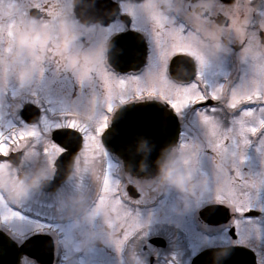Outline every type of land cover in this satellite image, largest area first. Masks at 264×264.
Wrapping results in <instances>:
<instances>
[{"label": "flooded vegetation", "instance_id": "1", "mask_svg": "<svg viewBox=\"0 0 264 264\" xmlns=\"http://www.w3.org/2000/svg\"><path fill=\"white\" fill-rule=\"evenodd\" d=\"M35 2L0 0V34L7 36L9 28L18 25L14 38L0 50V128L6 135L20 127L37 134L13 146L0 176V216L12 206L25 217L0 220V230L18 243L42 235L35 250L49 253L52 248L54 264L59 262L56 253H93L92 264L100 260L104 264H191L198 253L228 247H243L253 253L255 264H264V211L260 210L264 202L260 207L252 202L255 214L235 210L249 183L263 194L264 131L250 133L252 143L234 146L231 156L229 149L215 154L207 147L209 130L196 112L216 106L217 118L231 127L242 108L260 106L233 109L228 101L242 80L239 95L264 89V0H226L232 3L223 7L219 0H48L54 11L47 15L30 12ZM157 17L165 20L164 29L158 28ZM182 21L191 29L193 48L187 56L165 63L161 48L172 49V33ZM158 30L161 45L155 35ZM197 72L202 75L197 77ZM161 76H166V95L194 80L206 92L222 87V94L218 101L190 106L179 115L159 96L147 94L142 100L117 99L113 110L106 111L108 78L140 77L151 84ZM110 91L113 96L120 94L118 87ZM129 106L141 116L124 117L141 119L145 130L131 138L129 130L117 129L106 143L115 157L109 177V156L94 151L91 141L82 140L76 131L84 125L94 130L106 114L111 126ZM159 107L171 113L167 135L149 123ZM73 120L76 126L64 129ZM248 123H256V118ZM119 126L130 125L127 121ZM57 128L71 133L70 141H63L70 142L71 148L53 163L43 148ZM148 135L165 140L154 158L156 144ZM181 140L190 147L183 148ZM128 141L134 159L119 155ZM227 143L233 147L231 139ZM17 147L24 149L23 155ZM173 169L187 176L183 187L167 178ZM235 169L242 177H236ZM114 180L120 181L121 190L131 184L141 193L130 189L140 196L139 203L125 197V204L150 221L122 249L116 247L123 231L112 222L116 215L112 205L97 211L105 183L112 187ZM249 216L251 222L244 219ZM45 219L58 224L59 230L41 231L33 223ZM236 219L242 222L239 236Z\"/></svg>", "mask_w": 264, "mask_h": 264}, {"label": "snow or ice", "instance_id": "2", "mask_svg": "<svg viewBox=\"0 0 264 264\" xmlns=\"http://www.w3.org/2000/svg\"><path fill=\"white\" fill-rule=\"evenodd\" d=\"M233 2V0H232ZM231 2V3H232ZM220 5L226 6L231 3H227L226 0H219ZM191 7V5H189ZM52 8L48 0H36V2L30 8V12L47 15L53 13ZM221 15L223 13L221 12ZM156 24L159 29L165 28V20L163 18H156ZM18 25H13L9 28L7 36L0 34V50H4L5 45L10 43L14 38V33L17 30ZM157 44L161 45L163 43L161 39V32L158 30L155 33ZM174 44L171 50H165L161 48L160 56L167 62V60L179 56H187L188 52L193 48L191 41V29L182 21L179 27L172 33ZM48 51H52L55 54V50L51 48H46ZM199 57V53H197ZM202 59V57H199ZM41 73L44 69L41 68ZM202 75L201 72H197V77ZM118 87L120 94L113 96L111 94V89ZM167 87L166 76H161L154 80L151 84L142 81L140 77L131 78H108L107 88L109 91V96L106 102V111L111 112L113 110L114 102L117 99L127 100L130 98L143 99L144 95L148 96H159L163 99L167 105L175 111L176 114H181L185 109L193 105H203L209 100L218 101L222 94V87L218 90L204 91L201 89L197 80L192 81L189 84L184 85L182 88L177 89L174 93L165 94V89ZM125 89H128L125 94ZM258 103L260 106L256 107H244L242 108L241 114L238 119L232 120L231 127H225L220 120L217 118L216 113L218 111L216 106L209 105L203 108H197L196 112L199 115L202 123L209 130V140L207 147L210 151L215 154H225L228 151L229 145L227 141L231 139L233 141V146H239L240 143L243 145H250L252 141L249 139V134H258L264 131V89L257 87L254 91L249 92L244 95L233 94V97L228 101V107L233 109L241 108L245 104ZM126 109L121 110V116ZM44 110L42 109V112ZM257 112L260 113L257 116ZM255 117L256 123L249 124V118ZM22 124L26 122L21 121ZM76 121H69V128L72 129L76 126ZM149 123L152 127L158 128L163 135H167L171 125V113H169L163 107H159L158 113L149 117ZM64 129L57 128L52 132V140L43 148V152L46 156L50 158L53 163L71 148V143H64V140L70 141L71 133L64 131ZM82 136V140L91 141V145L94 151H100L105 155L109 156L108 165V175L111 177V160L115 157L110 155L108 148L105 147L106 143L109 144L111 137L117 134V128L115 122L109 125L108 115H104L97 123L94 130L89 131L88 126L84 125L80 128V131H76ZM83 133V135H82ZM37 134L34 131H27L23 127H20L18 131H10L9 134H5L4 130L0 128V176L5 174L4 170L8 163V158L13 152L14 145H20L22 142L26 141L30 137H34ZM183 135V134H182ZM155 141L156 148L152 153L154 158L159 147L165 142L164 139L158 138L156 136L148 135ZM237 136H239L240 141H237ZM60 140L61 142H57ZM132 141L125 142L119 152V155L126 159H134V155L129 151V145ZM181 146L183 148L190 147L186 140H181ZM81 148V146H80ZM16 151L20 152L21 155L24 154V149L22 147H17ZM241 159H246V157H241ZM235 174L237 178L242 177V173L239 169H235ZM130 189H135L139 192L133 185L128 184L123 190L120 188V181H112V187H108L105 183V187L102 189V194L99 197V204L97 206V211L99 212L102 208L107 207L109 204L112 205L115 211V219L112 220L113 223L118 224V226L123 231V237L121 240L116 242L117 249H122L125 243L138 229H143L146 223L150 224V221H145L142 214L138 210H130L126 207L125 197L128 199H134L136 203H139L141 196H134ZM254 205L248 204L243 206L241 203H236V212L243 215L246 212L253 210ZM264 211V206L260 208ZM14 218L24 219L23 214L15 210L12 206H7V214L0 216V220L8 221ZM246 221L251 222L253 217H245ZM33 223L41 231L57 229L59 230V225L50 220H35ZM241 219H236L234 225L237 229V235L239 236L241 230ZM9 245V246H6ZM10 245H15L16 248H22L17 241L11 240L10 238L0 234V264H20L21 257L30 255L23 252H15ZM39 260L38 257L33 256Z\"/></svg>", "mask_w": 264, "mask_h": 264}, {"label": "water", "instance_id": "3", "mask_svg": "<svg viewBox=\"0 0 264 264\" xmlns=\"http://www.w3.org/2000/svg\"><path fill=\"white\" fill-rule=\"evenodd\" d=\"M137 110H134L133 106H129V108H126L124 111L123 115L121 116V112L119 113L115 124L116 128L120 131L123 130H129L130 131V137H135L137 138L139 136V133H142L145 129L142 127L139 122H142L141 119H132V120H127L124 116V114H130L129 116H141L138 115ZM129 122V128H121L119 124L121 122ZM131 122L137 123L136 126H131ZM136 132L134 134L133 132ZM0 234L10 238L5 232L0 230ZM11 239V238H10ZM12 240V239H11ZM41 238L40 236H31L28 239L24 240L20 245H22V248H16L15 245H10V247L13 250V254L15 252H23V253H28L30 255L27 256H36L39 258L36 259L38 260L41 264H52L53 261V253L52 249L50 250V253H38L35 250L36 245L38 244V241H40ZM9 246V245H6ZM239 250L241 253H239ZM235 252V253H233ZM22 259V257H21ZM21 264V261H20ZM191 264H255V259L253 253H250L249 251H245V248L243 247H228V248H216V249H207L203 251L202 253H199L196 255Z\"/></svg>", "mask_w": 264, "mask_h": 264}, {"label": "rangeland", "instance_id": "4", "mask_svg": "<svg viewBox=\"0 0 264 264\" xmlns=\"http://www.w3.org/2000/svg\"><path fill=\"white\" fill-rule=\"evenodd\" d=\"M2 2L3 1H1V4H3ZM243 84L244 82L242 80V82L234 88L233 93L237 94V91L242 88ZM1 85H8V83L7 84L2 83ZM213 88H215V86H213ZM245 88L246 90L252 91V89L248 87H245ZM241 91L244 92L245 90L242 89ZM228 149L230 150L228 151V155L230 154V156L232 155V151H236V148L234 146L232 147L231 144H229ZM230 156H226V157L228 158ZM226 161L228 163L229 161H232V160L226 159ZM223 182H226V180ZM254 187H255V184L253 182L249 183L247 186L248 192L245 194L241 193V195L238 196V200L242 201V204H244L245 202L252 204L253 202L257 207H260V205L264 202V190L262 194L261 193L262 190H258ZM19 229H20V232H22L23 230H25V227L21 225L19 226ZM72 246H76V243H73ZM79 247L80 245H77V248ZM92 254L93 253H57V255L59 256V262H56V264H92V257H91ZM104 262H105L104 260H100L99 264H104ZM22 264H34V263L31 259L25 257V258H22Z\"/></svg>", "mask_w": 264, "mask_h": 264}, {"label": "clouds", "instance_id": "5", "mask_svg": "<svg viewBox=\"0 0 264 264\" xmlns=\"http://www.w3.org/2000/svg\"><path fill=\"white\" fill-rule=\"evenodd\" d=\"M170 182L176 184L177 186L183 187L184 183L187 182V176L179 173L175 169H173L171 176L167 177Z\"/></svg>", "mask_w": 264, "mask_h": 264}]
</instances>
